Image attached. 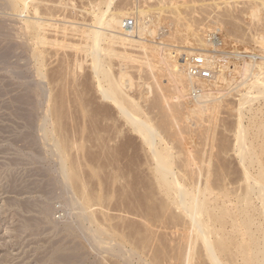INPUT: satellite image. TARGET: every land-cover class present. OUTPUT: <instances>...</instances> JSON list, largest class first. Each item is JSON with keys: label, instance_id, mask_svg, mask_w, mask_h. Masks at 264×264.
<instances>
[{"label": "rangeland", "instance_id": "rangeland-1", "mask_svg": "<svg viewBox=\"0 0 264 264\" xmlns=\"http://www.w3.org/2000/svg\"><path fill=\"white\" fill-rule=\"evenodd\" d=\"M5 1L7 3H5ZM9 1L10 0H0V50L3 48L2 52L4 51V53H6V59L4 58V60L0 62V264H63L61 263L62 261L58 259L62 254L68 257L72 256L71 260L78 255L76 260L73 258L75 260V262L73 260L74 264H175V262L178 261L175 258L176 249H178V238L175 239L174 237L178 236L176 234L178 228L174 226V223L172 224L173 221L171 222L168 217H170V212L176 210L174 208H172L170 212L167 210L169 213L166 212L162 214L160 218H152L154 221L152 219L148 220L150 222H144L145 220L142 218L145 215L144 208H146V206L142 208L143 205L154 204L151 206L155 207L156 204V206H159L158 203L162 200H164V202L168 201H166L167 198L163 197L164 195L162 193L161 195L159 194L161 191L157 190L156 185V189H153L154 184L152 183L151 175L148 174L150 173V166L147 162L145 163L148 158L146 157L148 156V152L146 151L147 147H143V144L141 145V139L139 137L137 138V135L134 136L135 133L131 132L130 127L125 124L123 118L116 112L117 110L107 101L100 99V94L96 87L97 81L92 76V67L91 65L88 66L91 64L90 57L86 56L83 52L76 51L74 48V44L75 47L76 45L85 44L84 38L81 37L82 34H84L82 30L85 28L87 29L88 25L92 26V24H94V14L91 12L92 9H96L98 5H101L100 8L104 9V3L102 4L101 0H40V3L38 2L39 0L32 2L29 0V10H24V12L21 13L20 11L13 10L11 5H9ZM140 1L142 3L145 2L143 5L146 9L152 5L155 7L154 4H156V6H162L161 4L163 1L165 6L173 3H183V5H185V7L182 8H186L184 11L186 13H183L186 14L187 17L185 16L186 19H184V21L177 22H180L181 26L174 22V25L172 24L174 19H172L169 13H165L166 15L163 13L162 17H160L162 19L156 21V35L163 32L165 37L162 41L163 45L154 44L157 42L152 40L153 43L151 42L152 44L150 45H155V47L160 50V53L164 49V53L171 52V54L174 55L175 53L173 51L175 50L176 53L181 54L182 51H180V49L183 50L185 46L189 45L186 40H193V37L186 30L184 31V23H190L191 27L199 29L201 35L204 29L210 28L209 24L215 26L216 24L220 25L222 23L224 26L220 25V27L225 37L232 41L231 43L233 45L236 43L232 49L243 50L244 53L246 52L244 50L245 48L250 49L252 47H257L256 44H253L251 35H253L254 32L256 33V31L258 32V30L260 31L263 26H260L262 25L260 22L252 21L246 11L248 6L251 5V2H258V0H229V5H225L224 3L228 0H180L178 2L177 0H160L161 2L159 0ZM133 3L134 0H117L116 5H126L130 10V7H133ZM215 3L217 5H215ZM35 4L41 9L38 11L39 17L37 14H34ZM186 10H188L189 14ZM17 12H20L22 15ZM42 15H44V17ZM169 16L171 19H169ZM40 17H43L44 20L47 21L46 25H48L45 27L46 30L44 29V34H46L44 42H46V44H38V39L35 37L37 34L27 29L28 20L32 19L33 21V19L35 20V18L38 19ZM73 25H78V27L82 26V30L76 31L77 27L74 29L72 27ZM176 27L180 29H178L177 32ZM77 29H80V27ZM237 29L238 32L236 31ZM231 30L233 32H231ZM58 32L60 34H58ZM169 34L171 36H169ZM52 39H55V41ZM235 39L239 41V45L237 44L238 41ZM168 40L171 42H168ZM50 41L52 42L49 43ZM62 41H64L63 44H65V46L62 44ZM76 42L79 43L77 44ZM55 44L58 46L56 47ZM240 44L241 46L243 45L242 47L244 49L241 47H239L240 49L234 48L237 45L240 46ZM59 45L60 47L64 46L63 49L60 48ZM66 45L69 46L67 47ZM164 45L167 49L162 47ZM256 49H259V47ZM132 50L131 52L133 54L137 52L138 55H141L139 50ZM232 51L233 50H230L228 53ZM256 52L259 54V50ZM83 57H85L84 60H82ZM77 60L79 61L77 62ZM119 60L114 57L106 58L108 65L110 66L111 64L110 70L112 74L118 77L117 75H119L121 71L124 73L126 70L125 73H127V76H124L123 80L127 82L130 79V83L132 84L130 88H125L127 89L125 91H128L127 94L129 97L135 98H132L134 101L137 99L138 101L136 100L137 102H135L139 103V106L141 108L143 107L142 109L150 116L154 119L156 118V120H158L157 122L163 117V119L166 120H161V122H166V125H169L173 119H171V117L175 115V112L176 114L178 112V114H180V111H182L181 114L185 117V111L186 114H188L186 117L187 119H185L189 121L184 120V123L187 124L189 122L191 126L180 123L183 121L179 122L176 120V116H179V119L183 120V115H176L174 117L176 122H179H177L178 124L175 122L176 127H174V124H170V127L174 125L173 127L175 129L179 126L185 129L184 137L182 135L183 130L177 129V131L179 130L182 132L181 135L183 139L180 137L181 135L179 137L177 136L179 131L176 134L173 127V132L171 128H168L171 130V133H174L173 135L170 134V136H172L170 144L173 141L172 139H174V141L176 140L173 138L175 134V137H178L177 141L180 140L178 144L177 141L175 143L172 142V149H174L176 145L180 146L183 141L185 142L181 144L180 147L192 144V138L195 137V133H192L194 117L192 115L191 119V115H189L188 111L185 110V108L181 109L184 107L182 104L183 102H186L185 105L190 106L192 101L188 99L185 100L186 96L180 99L181 103L173 99L175 83L172 76L169 74L168 68L164 65L158 68L157 65L158 70H155L156 67H154L153 72L155 73H153L152 69H149L148 66L146 67L142 63L138 64L140 62L128 61L122 58ZM40 62H42V64ZM77 66L80 68H77ZM39 70L41 72H39ZM158 72L160 75H158ZM125 78L128 79L126 80ZM155 80L159 81V83L157 81L155 82ZM128 83L129 81L125 84L129 86L130 83L129 85ZM160 83L161 85H159ZM160 86L163 87V90L159 88ZM242 89V92L247 90H244V87ZM227 91L224 90L221 91V93ZM161 94L165 95L166 101H164L166 103L163 100V103L159 102L158 99L161 97ZM144 96L146 98H144ZM20 97L23 100L29 99L27 102H22L21 105L24 111L25 108L29 111V116L31 115L30 119L27 117L28 111H25L27 114H24L25 112L23 113V111H19L22 110L19 107L20 103H18V105L16 104L17 102L15 103ZM237 97V93L232 90L231 94H225L223 97L224 102L222 103L227 106L228 99H230L228 107H231V103L235 102ZM258 100H255L251 107H247V109H249L247 112L244 110V124L247 128H250V130L248 128V132L253 140H256L254 136L252 137V135H255L253 133L257 132L255 131L256 127H259L260 124H264V98L260 97ZM89 101H91L92 104ZM178 102L179 106L177 105ZM12 104H16L15 107H13L14 105L12 106ZM36 104L39 105L37 106ZM165 104H167L166 108ZM174 104L176 106H174ZM224 105L222 106V110L220 109L221 111L218 113L219 118L222 119L223 117L225 121L229 119L231 121L232 119L235 120L234 116H231V118L229 116L230 112H227L230 108L227 109L228 107L226 108ZM11 107L12 109L14 108L13 112L11 111ZM16 107L20 109L17 110ZM55 107H58V113L55 111ZM167 107L170 108L167 109ZM179 107L180 109L178 110ZM219 108H221V106ZM15 109L17 111L14 112ZM160 109H162L161 111L163 112H161ZM47 110L49 111L47 112ZM174 110L176 111L174 112ZM103 111L105 112L103 113ZM18 112L23 113L24 116L21 115V113L18 114ZM167 112V116L170 115V119L165 117L166 114L164 113ZM172 112L174 115L170 114ZM110 113L112 117L114 116V120L117 118L115 120L116 124L111 120L109 121V117V119L106 118L107 120H103L102 116L105 114L103 117H106V115L108 116ZM162 114L164 115L162 116ZM13 115L18 117V119L16 117L14 118ZM19 115L28 118L31 123L33 118V124L28 127L25 125L26 118H22L21 121ZM11 116H13L14 119ZM181 117L183 119H181ZM15 119H17L18 122ZM16 122L20 125L16 126L18 125ZM177 125L179 126L177 127ZM191 127L192 129L190 130ZM43 128L45 129V134ZM187 128L189 130L188 134H186L188 131ZM218 130L222 131V127L219 126ZM258 130L261 132H258V141H256V143L258 142V147L256 148L259 152V147H261V151L258 153V159L262 160L259 164L264 168V132L262 131L264 128L260 126ZM28 132L31 133L28 134ZM225 133L228 134L226 136L232 139L231 133ZM25 135L27 137H24ZM63 137L65 138L63 139ZM217 137L220 136L217 135ZM250 137L248 140H250ZM184 138L187 139L184 140ZM62 139V142H65L67 147V156H65V158L68 168L66 167V170H64L68 173L73 171L76 174L78 177L76 180L78 181L73 178V175L72 180H74V183L72 180H67V178L62 179L65 171L62 176L61 172H59L60 164L58 163H62L60 162L61 158H59L61 154L58 152L55 145ZM186 142H188V144H186ZM178 146L176 147L178 148ZM192 146H194V144L188 146V148ZM176 147L172 151L178 152L176 151ZM192 148L190 149L191 151ZM184 149L189 151L186 147L182 150ZM179 156L180 155H178V157ZM176 163L181 164L180 161ZM260 165L258 169H260ZM70 174L71 173H69V175ZM147 175L149 176L147 177ZM263 176L264 173L258 178L262 177L261 179H263ZM70 177L71 176L68 178ZM187 180L189 181V179ZM187 180L184 182H186V186H189ZM70 182L72 184H70ZM262 182H264V179ZM80 184H86L85 186L89 191L88 194L91 193L92 195H88L91 197L92 203L88 200V202L83 200L84 198H82V195L85 194L84 192L77 191L79 190ZM150 191L151 196H149V194L147 195ZM94 201L95 204L93 203ZM259 204L260 201L258 200L257 205L260 207ZM137 205L140 206L137 207ZM259 207L258 210L260 209ZM146 211L149 212L147 209ZM258 216L259 227L254 238L260 241L264 222L262 216L260 217L259 214ZM155 219H157V221ZM164 222L166 223L164 224L165 226L162 225ZM146 224H148V226ZM171 225H173V227ZM93 229L96 231H92ZM260 229L262 230L260 231ZM93 236L94 238H92ZM166 254H170V256Z\"/></svg>", "mask_w": 264, "mask_h": 264}, {"label": "bare ground", "instance_id": "bare-ground-1", "mask_svg": "<svg viewBox=\"0 0 264 264\" xmlns=\"http://www.w3.org/2000/svg\"><path fill=\"white\" fill-rule=\"evenodd\" d=\"M30 1L32 2L35 0H30ZM36 1H38V0H36ZM173 1H175V0H173ZM178 1H180V0H177V2ZM38 2L40 3V0ZM47 2H49V1H47ZM101 2H102V4L104 3V5H105L104 9L103 8L101 9L100 8L101 5L100 6L98 5L96 7V9H92V11H91L94 14V20H93L94 24H92V26L88 25L87 26L88 28L87 29L85 28L86 30L85 29L82 30L81 29L82 26H79L80 29H77V28H79L78 25L72 26L74 29L77 27L76 31L82 30L84 32V34H82L81 37H83L85 40L84 45H76V47H75V44H74V48L76 49V51L83 52L86 56L90 57V63L91 64H89L88 66L91 65V67H92L91 68L93 71L92 76L97 81L96 87L98 88V92L100 94V99L107 101L108 103H110L111 106H113L117 110L116 112L118 113V115L120 117L123 118L125 124H127L130 127L131 132L135 133L134 136L137 135L136 137L137 138L139 137L141 139L140 140L141 145L143 144V147L144 146L147 147L146 151L148 152L147 153L148 156H146V155L145 156L148 158L145 161V163L147 162V164L150 166V173H148V174L151 175V180H152V183L154 184V187L153 186L152 187H153V189L154 188L156 189V187H157V190L161 191V192H159V194L161 195V193H162L164 195L163 197L167 198L166 201L167 200L168 201L164 202V200H162L159 203L157 202L159 206H156L157 205L156 204L155 207L151 206L154 204H150V203H148L150 205L146 204V205H143V207L141 206L142 208H144L146 206V208H144L145 209V211H144L145 215L144 216L142 215L143 216L142 218H144V220H145L144 222H150L148 220H151L152 218H155V217L160 218L162 214H165L168 211L170 212L172 210V208H174L176 210V211L170 212V217H168L171 222L173 221L172 224L174 223L175 224L174 226L178 228V229L176 228L178 230V231L176 230V234L178 236L174 237L175 239L178 238V244L176 243L178 246V249H176L177 252H176V256H175L176 260H178V261L175 262V264L176 263L177 264H264V228H263L264 225L263 224H262L263 230L260 229V231L262 230L261 240L258 241L257 238H254V235H256V232L258 231V227H259L258 226V217H259L258 214L260 215V217L262 216V219L264 222V182H262V180L264 178L263 179H261L262 177L258 178L259 176H261L264 173V170H263L264 168H262L261 165L259 164L262 162V160L258 159L259 158L258 153H260L261 147H259V152H258V149L256 148V147H258V142L256 143V141H258V134L261 132L260 130H258V128L260 126H262L264 128V124H262V125L260 124L259 127L258 126L256 127L255 131H257V132H254L253 134H255V135H252V137L254 136V139H256V140L251 139V137L249 136V132H248L249 127L247 128L246 125L244 124V116H245L244 110L247 112V110H249V109H247V107L248 106L251 107L252 103L255 100H258V98H260V97L264 98V0H258V2L257 1L251 2V5L248 6V9L246 11V13L248 14V16L250 17V19L252 21L260 22L262 24L260 26H263L260 31L258 30V32L256 31V33L254 32L255 34L253 33V35H251L253 44H256L257 47H259V49H256L257 47H255V48L252 47L250 49H247V48L244 49L242 47L243 45L241 46V44H240V46H238L239 41L237 39H235L238 41V43H237L238 45L235 46L234 48L241 47L246 52L243 53V50L241 51V50H234L233 49L232 52H229V53L226 52L227 56L224 55V56H222V58H219L215 55L216 50L214 48L213 43L208 41L207 38L204 36V34L201 35L199 33V29L191 27L190 23H184V26L182 25L183 27H185L184 31L186 30L193 37V40H191L190 38H189L190 40L187 39L186 42L189 45L185 46L183 50L179 48L180 51H182L181 54H183V53L186 55L194 54V53L203 54L206 58L208 65L211 68L215 69V71H216V75H215L214 79H212V80L193 79L187 71L186 61H185V59H183V57L178 59L175 55L171 54V52L164 53V51H163L164 49L162 50L163 52L161 51V53H160V50H158V48L155 47V45H152V46L150 45L153 43L152 41H154L153 39L155 38L154 33H155V26L157 23L156 21L158 19H162L160 17H162L163 13L164 14L169 13L171 15L172 19H174L172 21V24H173V22L177 23L178 21L181 22V21H184V19H186L187 16H186V14H184V13H186V12H184L186 8L185 9L182 8V7H185V5H183V3L182 4L181 3L171 4L172 3L171 2L170 3L171 5L165 6L164 5L165 3L163 1L161 4L162 6H156V4H154L155 7H153V5H152L151 7H147V9H146L145 6L143 5V4H145V2L142 3L140 0H134L133 7H130V10H129L126 7V5H123V6L118 5V4L116 5L117 0H101ZM5 3H7V2L5 1ZM9 3H10L9 5H11L13 10L20 11L21 13H23L24 10H26V11L29 10V6H28L29 0H10ZM224 3H225V5H229L228 4L229 0L225 1ZM146 4H147V2H146ZM217 4H218V2H217ZM217 4L215 3V5H217ZM188 6H190V5H188ZM33 7H34V5H33ZM39 9L40 8H38V5H36L34 8V14L35 15L37 14V16L39 15L38 14ZM182 9H183V11H182ZM186 11L188 12V10H186ZM20 12H17V13H20ZM188 14H189V12H188ZM216 14H217V12H216ZM42 16L44 17V15H42ZM43 17H40L38 19L35 18V20L33 19V21H32V19L27 21V29L30 30L31 32H35L37 34V36H35V37H36V39H38L37 40L38 44H40V43L46 44V42H44V40L46 38L45 37L46 34H44V29L48 25H46L47 21H45ZM130 17H133L135 25L133 27H124L123 22L127 21ZM214 17H215V15H214ZM220 18H223V17H220ZM169 19H171L170 16H169ZM220 22H221V19H220ZM179 23H177V24L181 26V23L180 24ZM212 23H214V22H212ZM211 25L209 24L210 27H212ZM217 25L218 24H216L215 26H217ZM220 25H222V23ZM220 25H218L217 28H219L222 32ZM193 26H194V24H193ZM222 26H224V25H222ZM177 27H179V26H177ZM177 27H176V32L179 29V28L177 29ZM229 27H227V28H229ZM63 28H62V30H63ZM25 29H26V27H25ZM232 29H234V28H232ZM204 30H206V29H204ZM204 30H203V32H204ZM236 31L238 32V29ZM231 32H233V31L231 30ZM234 32H235V30H234ZM35 33H33V34L36 35ZM53 33H54V31H53ZM58 34H60V33L58 32ZM63 34H65V33H63ZM27 35H29V34H27ZM80 35H81V33H80ZM83 35H85V36H83ZM155 35H156V33H155ZM169 36H171V35L169 34ZM169 36H167V37H169ZM175 36H176V34H175ZM56 37H57V35H56ZM173 38H175V37H173ZM235 40H233V41H235ZM53 41H55V39ZM166 41H167V39H166ZM166 41H165V43H166ZM169 41L170 40H168V42ZM51 42L52 41H50L49 43H51ZM63 42L64 41H62V44H63ZM154 42H157V41H154ZM231 42L232 41H230V43ZM76 43L78 44L79 42H76ZM158 43L159 42L154 43V44H158ZM62 44H60V45H62ZM47 45H49V44H47ZM60 45H59V47H60ZM63 45L65 46V44H63ZM234 45H236V43ZM234 45H232V47ZM55 46H56V44H55ZM63 47H60V48L63 49ZM162 47H165V45ZM175 47H177V46H175ZM135 49L139 50L141 55L140 54L138 55L137 52H136V54H133L131 52V50L134 51ZM2 50H3V48H2ZM2 50H0V62L3 61L4 58L6 59V53H4V51L2 52ZM257 50H259V54H258V52H256ZM173 52H175V50ZM178 52H179V50H178ZM40 54H42V53H40ZM107 57L118 58V60L122 58V59L128 60V61H133V62L137 61V62H140L138 64L142 63L146 67L148 66L149 69L151 68L152 72L154 70V67H156L155 70H158L157 65H158V68H160L163 65L168 68L169 74L172 76L174 83H175V89H174L175 92H173L174 93L173 99L174 100L176 99L180 102V99H182L183 96H186L185 100L188 99L189 101H192L190 106L185 105L186 102H183L182 104L184 105V107L181 109L185 108V110L188 111L189 115H191V119H192V115L194 117L193 132L192 131L191 132L195 133V137L192 138V141H193L192 144L188 145V146H190V145L194 144V146H192L193 148L191 147L193 152L190 150L191 148H188V146L180 147L181 144H184V142H185V141H183V143H181L182 140L180 142L181 143L180 146L175 144L176 146H178V148L175 146L176 151H178V152L172 151L175 149V147H174V149H172L173 148L172 142L175 143L177 141V138L182 133L181 131L178 130L180 133L179 134L177 131L178 128L182 129V128H180L179 125H177V127L179 126L177 129L174 128V127H176L175 124L178 121L179 122L183 121L180 123H183L185 125H187V124L190 125L189 122L187 124L184 123V120H186L187 119L186 117L188 116V114H186V111H185L186 117L183 114H181L182 111H180V114H178L179 112L176 114V112H175L176 110H174L175 115L173 112H172L173 114L170 113L171 115H174L173 117H171V119L172 118L173 119L171 120L170 124L172 123L175 125V126L173 125L174 127L173 126L172 127L175 129L174 131L176 132V134L178 133L177 138L175 137L176 134L173 137L176 140L174 141V139H172L173 141L170 144V140L172 137V136H170V134L171 135L174 134V133H171L170 129H168V128L172 129V127H170L171 125L167 124L169 126L168 127L166 125V122L165 123L161 122V120H164V121L166 120V119H163V117H161V119L159 118L160 121L157 122L158 120H156V118L154 119L152 116H150L147 112H145L142 109L143 107L141 108L139 106V103H136L138 101L137 99H136L137 101L135 100L136 101L135 102L133 100L135 98L132 97L133 98L132 99L131 97H129V95L127 94L128 91L126 92L125 90H127V89H125V88H128V87L130 88L132 83H130L131 81L129 79L128 81H129L130 85L128 83L129 86H127L126 84L128 81L126 82L123 80L124 76L125 77L127 76L126 75L127 73H125L126 70L124 73H122V71H121V73H119V75H117L118 77L113 75L111 70H110L111 64L109 63L110 64V66H109L107 61H106ZM84 58L85 57H83L82 60H84ZM78 61L79 60H77V62ZM81 62H84V61H81ZM40 63L42 64V62H40ZM63 64H65V63H63ZM66 64H67V62H66ZM125 64H126V62H125ZM141 67H142V65H141ZM77 68H80V67L77 66ZM163 70H165V69H163ZM39 72H41V71L39 70ZM153 73H155V72H153ZM158 75H160L159 72H158ZM63 77H64V75H63ZM53 80H55V79H53ZM156 81L157 80H155V82ZM157 82L159 83V81H157ZM103 83H106V84H103ZM159 85H161V83ZM243 87H244V90L247 89L245 92H242ZM159 88L160 89L162 88V90H163L162 86H160ZM224 90H226V91L228 90V91L225 93H221V91H224ZM232 90H234L237 93L238 97L235 99V102H232V103L230 102L232 104V106L228 107L230 99H228L229 101L227 102V106H226L222 103V102H224L223 97L225 96L226 93H227V95L231 94ZM144 98H146V97L144 96ZM21 99L22 98L20 97L19 100L17 99V101H15V100L14 101H15V103L17 102L16 103L17 105H18V103H20L19 107L22 110H19L20 108H17L18 106L16 107V109L19 111H23V113H24L25 111H28V110H27V108H25V111H24L23 110L24 108L21 105V103L27 102V101H29V99H24L25 101L23 99L22 100ZM56 99H57V97H56ZM158 100L160 103H163V101L165 100V95L161 94V97H159ZM61 101H62V99H61ZM89 102L91 103V101H89ZM101 102H103V101H101ZM179 102L177 103V105L179 104ZM16 104H12V106L14 105L13 107H15ZM25 104H24V106H25ZM222 104L226 108L228 107L227 109L230 108L227 112L228 113L230 112L231 115L229 114V116L230 117L234 116L235 120L232 119V121H231L229 119L230 121L229 120L225 121L223 119V117H222V119L219 118L218 113H219V111L222 110V106H223ZM159 105H161V104H159ZM32 106H33V104H32ZM51 106H52V104H51ZM166 106H167V104H165V108H166ZM168 106L172 107L173 104H172V106L171 105H168ZM174 106H176V105L174 104ZM182 106H180V107H182ZM220 106H221V108H219ZM58 107H55L56 112H57ZM170 107H167V109ZM180 107L178 108V110L180 109ZM161 108H163V107H161ZM11 109H12V107H11ZM13 109L11 110L12 112H13ZM16 109L14 110V112L17 111ZM31 109H30V111H31ZM171 109H173V108H171ZM161 110L162 109H160V111ZM48 111L49 110H47V112ZM164 111H167V110L165 109ZM99 112H100V110H99ZM104 112L105 111H103V113ZM161 112H163V111H161ZM20 113L21 112H18V114H20ZM23 113H21V115H23V116H24V114L28 113V116L27 115H25V116L29 117V119H30L31 115L29 116V111L27 113L26 112L24 114ZM95 113H98V112H95ZM183 113H184V111H183ZM106 114H108V113H106ZM164 114H166L165 117H167V119H170V117H169L170 115L167 116L168 112L164 113ZM164 114H162V116ZM21 115H19V116H20L21 121H22V118L25 119L26 117L25 118L23 116L21 117ZM176 115H183L184 119L182 118L183 117L182 116L181 119H183V120H180L179 116L177 117ZM13 116H11V117L13 118ZM103 116H102V118L104 121L110 118L109 121L111 120L113 123L115 122V124H116L115 120L117 118L114 120V118H113L114 116L112 117L111 113L108 116L106 115V117H103ZM229 116H227V117H229ZM15 117L16 116H14V118ZM174 117L176 118V120H178L177 122L174 119ZM16 118L18 119V117H16ZM17 119H15V120L17 121ZM29 119L28 118L25 119L26 120L25 125H27L28 127H30L31 124H33V118H32V123ZM189 119H190V117H189ZM101 121H102V119H101ZM168 121H170V120H168ZM186 121H189V120H186ZM253 122H251V123H253ZM102 124H103V122H102ZM19 125L20 124H18L16 126H19ZM54 125H55V123H54ZM43 126H44V124H43ZM219 126L222 127V131L218 130ZM188 128H187V130H188ZM191 129H192V127L190 128V130ZM182 130H183L182 135L184 137V134H185L184 130L185 129H182ZM249 130H250V128H249ZM44 131H45V129L43 130V132ZM251 131H252V129H251ZM262 131L264 132V130H262ZM172 132H173V129H172ZM188 132H189V130L187 131L186 134H188ZM225 132L231 133L232 139H230L231 137L226 136L228 134ZM30 133L28 132V134H30ZM44 134H45V132H44ZM182 135L180 137L183 139ZM217 135H219L220 137H217ZM63 136H64V134H63ZM24 137H27V136L25 135ZM249 137H250V140H248ZM64 138L65 137H63V139ZM63 139L61 141L59 140L56 143L57 145H55L56 149L61 154V157H59V158H61L62 161L60 160V162H62V163H58V164H60L59 172H61V176H62L63 172L66 170L65 168L66 167L68 168L67 161L65 158V156H67L66 155V153H67L66 148L67 147H66V143L62 142ZM186 139L187 138H184V140H186ZM34 140H35V138H34ZM26 141H29V140H26ZM179 141H177V144L179 143ZM254 142H255V144H254ZM28 143H30V142H28ZM174 143H173V145H174ZM186 144H188V142H186ZM256 144H257V146H256ZM260 146H262V145H260ZM185 147L189 151H187L185 149L182 150ZM179 149H180V152L182 151L181 153L179 152ZM173 152H175V153H173ZM177 153H179V154H177ZM18 155H20V154H18ZM178 155H180V156L178 157ZM176 158L179 160H177ZM176 160L178 162L180 161L181 164L176 163L177 162ZM178 164H180V165H178ZM258 164L260 165V169H258V166H259ZM40 172H41V170H40ZM65 172L63 174L62 179L67 178V180H69V181L72 180L73 178L75 180L78 179V177L76 176V174L73 171L69 172V173H71L70 175L68 172H66V173ZM134 172H136V171H134ZM69 176H71V177L68 178ZM72 176H73V178H72ZM148 176L149 175H147V177ZM187 179H189V181ZM151 180H150V182H151ZM186 180L189 182V186H186V184H185L186 182H184ZM73 181L74 180H72V182ZM76 181H78V180H76ZM76 181H75V184H76ZM70 184H72V183L70 182ZM153 184H151V185H153ZM85 185L86 184H84V185L80 184V187L78 188L79 190H77V191L78 192H84L85 194L82 195L83 197L82 196H80V197L84 198L83 200H85L86 202H88V201L91 202V197L88 196L89 194L91 195V193L88 194L89 191L87 190ZM155 185H156V187H155ZM146 193H144V194H146ZM148 194H149V196H151L150 195L151 191H150V193L148 192L147 195ZM138 195H139V193H138ZM152 195H153V193H152ZM145 197H148V196H145ZM148 198H150V197H148ZM94 200H95V198H94ZM258 200L260 201V204H259L260 207L257 205ZM92 201H93V198H92ZM155 201H157V200H155ZM148 202H150V201H148ZM152 202H153V200H152ZM93 203L95 204V201ZM144 204H145V202H144ZM139 206L137 205V207H139ZM258 207L260 208L259 210H258ZM132 208H134V207H132ZM126 209H127V207H126ZM146 209L149 210V212H147ZM166 215L169 216L168 214H166ZM163 217H164V215H163ZM168 218H167V223H168ZM155 220L157 221V219H155ZM160 221L162 222L161 219H160ZM153 223H152V225H153ZM148 224H146V225L148 226ZM164 224H166V223L164 222L162 225H164ZM159 225H160V223H159ZM167 225H166V227H167ZM171 226L173 227V225H171ZM166 229H168V228H166ZM102 230H103V228H102ZM92 231L95 232L96 230L93 229ZM257 235H258V233H257ZM143 236H144V234H143ZM255 237H257V236H255ZM92 238H94V236ZM145 239H146V237H145ZM150 242H151V240H150ZM95 243H93V244H95ZM141 243H143V242H141ZM138 247H140V246H138ZM144 248H146V247H144ZM74 253H71V254L73 255ZM68 255H70V254H68ZM77 256L78 255H76V257H73V258L76 260ZM167 256H170V254ZM71 257H68L66 255L64 256L62 254V256H59L58 259H59V261H62L61 263H63V264H74L75 260L73 258L71 260ZM56 259H57V257H56ZM167 259H169V258H167ZM73 260H74V262H73ZM148 263H150V262H148Z\"/></svg>", "mask_w": 264, "mask_h": 264}, {"label": "built area", "instance_id": "built-area-1", "mask_svg": "<svg viewBox=\"0 0 264 264\" xmlns=\"http://www.w3.org/2000/svg\"><path fill=\"white\" fill-rule=\"evenodd\" d=\"M135 25L133 17H130L127 21L123 22L124 27H133ZM204 36L207 38L208 41L212 42L215 48V55L219 58L222 56H227L228 51L233 50L232 43H229V39L225 37L224 32L217 28V26H212L206 29L203 32ZM165 34L158 33L155 35L154 41L159 42L158 44H163V38ZM175 53V52H174ZM178 59L182 58L186 61V67L189 75L193 79H200V80H212L216 75L215 69L211 68L206 58L203 54L194 53V54H174ZM229 58V57H228Z\"/></svg>", "mask_w": 264, "mask_h": 264}]
</instances>
